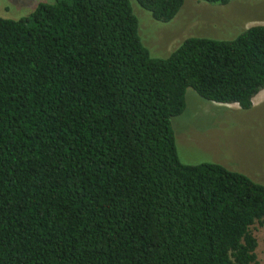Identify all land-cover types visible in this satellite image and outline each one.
<instances>
[{
  "label": "trees",
  "instance_id": "1",
  "mask_svg": "<svg viewBox=\"0 0 264 264\" xmlns=\"http://www.w3.org/2000/svg\"><path fill=\"white\" fill-rule=\"evenodd\" d=\"M136 2L163 23L185 4ZM189 89L252 109L264 25L158 59L130 0L0 17V264H260L264 185L179 159L172 123Z\"/></svg>",
  "mask_w": 264,
  "mask_h": 264
},
{
  "label": "rangeland",
  "instance_id": "2",
  "mask_svg": "<svg viewBox=\"0 0 264 264\" xmlns=\"http://www.w3.org/2000/svg\"><path fill=\"white\" fill-rule=\"evenodd\" d=\"M62 0H0V17L19 21L31 16L39 4ZM139 22V37L154 58L167 59L189 38L219 41L236 39L244 30L264 25V0H233L228 5L185 0L176 18L163 23L130 0ZM263 92V91H262ZM261 92V93H262ZM259 93L250 110L217 104L189 89L187 108L173 119L179 159L186 165L212 163L244 174L264 185V95ZM252 232L264 264V226Z\"/></svg>",
  "mask_w": 264,
  "mask_h": 264
},
{
  "label": "crops",
  "instance_id": "3",
  "mask_svg": "<svg viewBox=\"0 0 264 264\" xmlns=\"http://www.w3.org/2000/svg\"><path fill=\"white\" fill-rule=\"evenodd\" d=\"M261 92H262V91H261ZM261 92H260V93H261ZM261 94H263V95H264V90H263V92H262ZM255 98H256V97H255ZM255 98H254V99H255ZM253 101H254V100H253Z\"/></svg>",
  "mask_w": 264,
  "mask_h": 264
}]
</instances>
